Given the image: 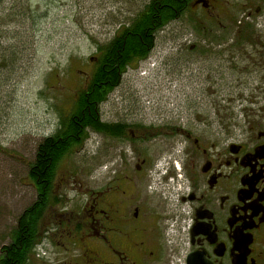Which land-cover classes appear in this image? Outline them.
Instances as JSON below:
<instances>
[{"label": "flooded vegetation", "instance_id": "af4514ba", "mask_svg": "<svg viewBox=\"0 0 264 264\" xmlns=\"http://www.w3.org/2000/svg\"><path fill=\"white\" fill-rule=\"evenodd\" d=\"M254 35L244 41V33L223 32L187 46L212 64H198L201 91L177 110L100 119L107 126L101 191L80 209L53 195L59 201L37 220L28 254L13 233L35 195L0 244V264H264V109L238 125L229 107L220 112L213 89L226 60L218 54L252 45ZM254 51L264 67V47Z\"/></svg>", "mask_w": 264, "mask_h": 264}, {"label": "rangeland", "instance_id": "374dc122", "mask_svg": "<svg viewBox=\"0 0 264 264\" xmlns=\"http://www.w3.org/2000/svg\"><path fill=\"white\" fill-rule=\"evenodd\" d=\"M150 1L0 0V244L35 199L28 171L36 146L69 116L76 91L93 70L97 46L108 43ZM239 22L252 26L253 43L218 54L226 60L213 89L220 93V112L229 107L238 125L260 115L264 67L257 64L259 51L254 50L264 47V0H208L204 6L191 5L156 34L147 62L127 69L100 106V119L110 120L126 110L171 111L183 106L187 96L201 91L203 71L198 64H212L187 46L202 41L206 45L217 33L241 32ZM151 65L140 76V69ZM87 134L56 171L54 194L61 195L66 207L80 209L89 195L102 189L104 136L92 130ZM145 180L148 183V177ZM141 191L146 195L144 187ZM30 264L36 263L31 259Z\"/></svg>", "mask_w": 264, "mask_h": 264}, {"label": "trees", "instance_id": "16d2710c", "mask_svg": "<svg viewBox=\"0 0 264 264\" xmlns=\"http://www.w3.org/2000/svg\"><path fill=\"white\" fill-rule=\"evenodd\" d=\"M207 1L151 0L127 25L120 26L108 43L97 46L93 70L84 87L76 91L69 116L60 119L52 136L37 144L34 160L29 167L28 178L39 198L25 210L13 233L14 240L28 243V254L35 243L37 220L49 204L59 201L53 196L56 193L55 179L59 163L73 149L82 145L88 136L87 131L103 133L106 130L107 126L100 120V106L121 84L122 75L127 69L137 68L149 57L155 46L156 34L170 22L179 19L191 5L204 6ZM237 27L246 35L244 41L253 38L255 32L249 23L244 22ZM12 255L16 253L13 251Z\"/></svg>", "mask_w": 264, "mask_h": 264}, {"label": "water", "instance_id": "95a60500", "mask_svg": "<svg viewBox=\"0 0 264 264\" xmlns=\"http://www.w3.org/2000/svg\"><path fill=\"white\" fill-rule=\"evenodd\" d=\"M234 264H240V261L238 259H236Z\"/></svg>", "mask_w": 264, "mask_h": 264}, {"label": "bare ground", "instance_id": "6f19581e", "mask_svg": "<svg viewBox=\"0 0 264 264\" xmlns=\"http://www.w3.org/2000/svg\"><path fill=\"white\" fill-rule=\"evenodd\" d=\"M151 54V53H150ZM150 54H149V56H150ZM123 76V75H122Z\"/></svg>", "mask_w": 264, "mask_h": 264}, {"label": "built area", "instance_id": "2783aa9c", "mask_svg": "<svg viewBox=\"0 0 264 264\" xmlns=\"http://www.w3.org/2000/svg\"><path fill=\"white\" fill-rule=\"evenodd\" d=\"M142 74H145V73H142Z\"/></svg>", "mask_w": 264, "mask_h": 264}]
</instances>
